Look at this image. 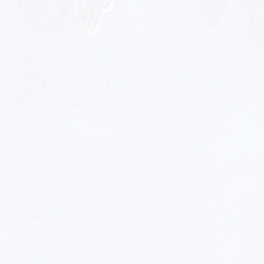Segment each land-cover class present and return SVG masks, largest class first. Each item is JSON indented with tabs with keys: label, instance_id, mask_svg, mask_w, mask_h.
<instances>
[{
	"label": "snow or ice",
	"instance_id": "snow-or-ice-1",
	"mask_svg": "<svg viewBox=\"0 0 264 264\" xmlns=\"http://www.w3.org/2000/svg\"><path fill=\"white\" fill-rule=\"evenodd\" d=\"M0 264H264V0H0Z\"/></svg>",
	"mask_w": 264,
	"mask_h": 264
}]
</instances>
